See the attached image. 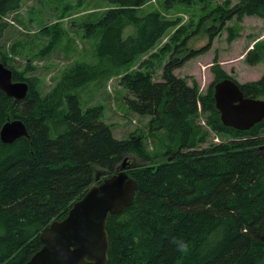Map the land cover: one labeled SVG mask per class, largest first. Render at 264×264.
Masks as SVG:
<instances>
[{
    "label": "trees",
    "instance_id": "obj_1",
    "mask_svg": "<svg viewBox=\"0 0 264 264\" xmlns=\"http://www.w3.org/2000/svg\"><path fill=\"white\" fill-rule=\"evenodd\" d=\"M23 1L0 0V38L9 26L4 18ZM107 1L98 21L83 24L86 35L98 38L97 62H71L45 93L37 77L26 76L30 64L16 70L8 64L11 57L0 51L13 80L29 84L22 100L0 89V127L20 118L29 134L10 144L0 140V264H25L41 246V230L65 217L97 174L101 179L115 172L129 154L142 164L127 170L137 183L133 203L107 219V264H264V119L243 131L222 125L213 85L234 78L217 56L210 66L214 79L204 94L195 80L190 84L173 73L207 51L220 31L232 41L237 33L226 22L245 16L264 19V0H221L208 15L218 22L206 28L208 42L180 58L176 52L199 32L203 17L188 31L179 17L169 19L155 10L141 13L149 0ZM174 1L167 0V6ZM126 27L131 32L124 36ZM44 32L49 38L40 54L53 51L62 35L58 24ZM167 54L162 80L153 81L147 68ZM246 58L251 64L260 61L252 51ZM117 69L125 70L120 81L134 96L126 98L128 109L149 117L146 127L162 149L157 164V152L143 146L142 135L117 139L103 121L101 105L81 106L77 89ZM238 84L245 96H264V72ZM212 134L230 140L214 143ZM177 239L190 244L187 254L177 250Z\"/></svg>",
    "mask_w": 264,
    "mask_h": 264
},
{
    "label": "rangeland",
    "instance_id": "obj_2",
    "mask_svg": "<svg viewBox=\"0 0 264 264\" xmlns=\"http://www.w3.org/2000/svg\"><path fill=\"white\" fill-rule=\"evenodd\" d=\"M185 2L176 0L167 6V0H149L141 9V13L158 11L169 19L179 17L180 24L187 26L188 31L194 29L203 17L199 32L192 35L185 46L176 52L175 57L178 58L186 55L190 49H199L208 42L209 33L206 28L212 24L218 25L214 17L208 15L212 7L221 3V0ZM234 3L236 0H231V4ZM108 7L107 0L23 1L18 11L4 18L9 26L0 38V51L6 52L11 57L8 64L16 70L22 71L28 67L27 63L30 64L33 69L31 70L30 67L26 76L37 77L38 87L42 93H45L53 86L61 69L71 62L78 60L89 65L97 62L95 47L98 38L86 35L83 24L98 21ZM207 16L209 18H206ZM55 24H58L62 30L61 38L53 51L40 54V50L47 45L49 38V34L47 35L44 29L51 28ZM226 25L232 26L237 33L232 41H227L225 30L220 31L211 41L207 51L197 54L181 67L173 70L176 76L184 78L190 84L195 80L201 94L207 91L214 79L210 66L215 56L221 67L239 83L257 80L264 72V19L245 16L241 21H228ZM173 31L174 29L168 30L157 47L162 46ZM130 32L131 28L126 27L123 35L126 36ZM249 51L258 54L260 61L251 64L246 58V53ZM169 56L165 55L162 59L154 61L152 67L147 68L152 73L153 81L162 80V66ZM139 62L128 70L136 69ZM116 71L103 74L85 87L77 89L81 106L85 109L88 106L101 105L103 121L111 125L113 136L117 139H125L132 133L137 136L142 135L143 146L148 151L157 152V157L154 159V163L157 164L163 160L160 156L162 149H157L158 140L154 142V137L146 127L149 117L128 109L126 98L134 96L120 81L125 70ZM259 98L264 99V96ZM201 123L204 124V121L202 120ZM261 135L264 136V131ZM211 137L214 143L230 140L214 134ZM206 146L207 144L201 145V147ZM126 159L128 164H142L135 154H129Z\"/></svg>",
    "mask_w": 264,
    "mask_h": 264
},
{
    "label": "water",
    "instance_id": "obj_3",
    "mask_svg": "<svg viewBox=\"0 0 264 264\" xmlns=\"http://www.w3.org/2000/svg\"><path fill=\"white\" fill-rule=\"evenodd\" d=\"M0 89L14 100H22L29 89L23 80H13L12 71L0 61ZM215 108L220 122L236 130H249L264 119V99L245 96L238 81L222 79L213 85ZM29 137L22 119L6 120L0 127V140L10 144ZM127 157L115 172L95 177L85 193L73 202L65 217L55 219L40 234L41 246L25 264H107V219L133 203L137 183L127 169Z\"/></svg>",
    "mask_w": 264,
    "mask_h": 264
},
{
    "label": "clouds",
    "instance_id": "obj_4",
    "mask_svg": "<svg viewBox=\"0 0 264 264\" xmlns=\"http://www.w3.org/2000/svg\"><path fill=\"white\" fill-rule=\"evenodd\" d=\"M134 240H136V242H138V238L134 237ZM176 248L178 251H180L183 254H187L190 250V244L188 242H186L183 239H177L176 241H174Z\"/></svg>",
    "mask_w": 264,
    "mask_h": 264
},
{
    "label": "bare ground",
    "instance_id": "obj_5",
    "mask_svg": "<svg viewBox=\"0 0 264 264\" xmlns=\"http://www.w3.org/2000/svg\"><path fill=\"white\" fill-rule=\"evenodd\" d=\"M128 171L130 170V169H127Z\"/></svg>",
    "mask_w": 264,
    "mask_h": 264
}]
</instances>
